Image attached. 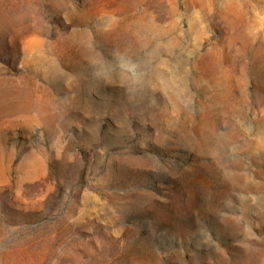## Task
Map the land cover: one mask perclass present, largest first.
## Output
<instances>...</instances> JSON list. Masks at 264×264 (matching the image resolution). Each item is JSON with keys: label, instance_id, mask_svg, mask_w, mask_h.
<instances>
[{"label": "rangeland", "instance_id": "obj_1", "mask_svg": "<svg viewBox=\"0 0 264 264\" xmlns=\"http://www.w3.org/2000/svg\"><path fill=\"white\" fill-rule=\"evenodd\" d=\"M0 264H264V0H0Z\"/></svg>", "mask_w": 264, "mask_h": 264}]
</instances>
